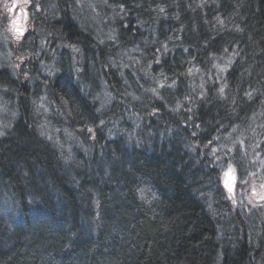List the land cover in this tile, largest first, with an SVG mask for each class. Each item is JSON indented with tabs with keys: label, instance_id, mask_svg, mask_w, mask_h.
I'll list each match as a JSON object with an SVG mask.
<instances>
[{
	"label": "trees",
	"instance_id": "16d2710c",
	"mask_svg": "<svg viewBox=\"0 0 264 264\" xmlns=\"http://www.w3.org/2000/svg\"><path fill=\"white\" fill-rule=\"evenodd\" d=\"M75 1L60 0L58 10L69 18ZM41 2L25 0L34 18ZM106 5L117 18L111 30L115 42L138 53L114 62L115 67L135 57V64L143 61L146 68L156 58L165 63L168 54L157 56L164 47L186 58L195 72L184 71L183 83L171 76L176 93L161 91L156 102L139 95L131 103L125 93L113 92L115 107L94 125L88 119L98 114V105L90 90L86 94L72 81H54L49 95L67 113V125L92 134V142L84 140L78 151L92 152L86 168L47 146L22 148V111L4 137L19 144L5 150L0 144V179L19 168L18 149L23 164L39 162L49 175L19 182L25 192L17 200L22 206H0V264H264V207L246 212L232 206L224 183L228 177L263 182L264 164L255 156L264 153V96L259 94L264 89V0L233 5L245 19L225 13L217 0H106ZM232 18L241 20L233 31L225 26ZM84 41L92 47L91 39ZM128 75L124 72L122 81L129 84ZM218 80L223 84L216 91ZM197 84L204 95L179 108L171 105L183 98L179 90L200 91ZM124 105L161 125L126 135L133 124ZM255 107L262 109L258 113ZM112 116L123 128L110 135L106 122ZM100 132L109 140L104 142ZM195 136L213 146L211 156L194 152ZM57 161L73 179L59 174L66 183L54 177L50 185ZM208 185L217 194L204 193L202 186ZM226 185L231 188L230 180Z\"/></svg>",
	"mask_w": 264,
	"mask_h": 264
},
{
	"label": "rangeland",
	"instance_id": "374dc122",
	"mask_svg": "<svg viewBox=\"0 0 264 264\" xmlns=\"http://www.w3.org/2000/svg\"><path fill=\"white\" fill-rule=\"evenodd\" d=\"M30 5L31 3H27L26 7L25 0H0V72L10 75L14 80V83L12 81L6 84L0 82V137H5L14 128V125L23 116L22 111L26 110L25 116H33L35 132L42 134V137L45 136L44 138L52 144L55 151L57 150L62 155L72 156L74 148L77 147L79 151L84 140L92 139V134L89 133L88 129L82 132L79 130L80 128L72 126V129L67 125L66 122L70 123L67 113L59 110L58 104L52 95H49L52 83L56 80L68 83L69 80L80 88L85 87L83 92L86 94L90 90L93 97L91 98L92 102L98 105V114L106 117V111L113 109L116 105L111 87L112 74L114 75V70L117 72L119 68V78L123 83L122 75L128 70L123 65L125 63L126 66L135 65L136 57L134 60L120 62L117 67H110L109 62L114 63L124 57L131 59L136 54L138 56V53L115 42L114 31L111 30L117 18L106 5V0H76L69 17L87 16L90 13L94 20L104 22L107 31L95 30L93 32L95 36L97 38L98 36L102 37L91 39L92 42H95L94 47L100 53L96 55L98 52L93 50L92 57L87 58L83 57L81 50H78V55L71 53L69 57L66 54L55 56L54 52H57V49H53L51 38L56 25L63 17V11L58 10L61 5L60 0H42L36 8L35 18L26 10ZM57 19L58 22L54 25L53 20L57 21ZM118 20L121 21L120 15ZM116 50L120 52L119 59L114 57ZM137 63L142 64L143 61H137ZM86 72L96 81L95 85L89 81ZM190 77L192 76L190 75ZM184 81L186 79L182 80L181 83ZM174 82L173 80L171 86ZM19 84L22 86L21 89H14V85ZM158 84L149 79L144 81V84L140 83L141 88L133 86L131 83L126 84L125 98L131 103L139 95L145 100L157 98L161 91L168 90ZM221 86H217L216 91H219ZM197 88L200 91L197 92L195 87L188 89L189 91L187 89L179 90L183 98L173 101L171 105L179 108L180 105L187 103L191 97L199 99L205 94V91L201 90V85L197 84ZM185 93L186 95H184ZM91 95L88 97L90 98ZM53 107L57 108L55 112H52ZM52 114H54V118ZM132 117L135 122H140L138 116ZM111 118L113 120L106 122L110 129L122 127L113 116ZM22 123L24 124V122ZM160 123L159 120L157 125H161ZM161 127L165 126L162 125ZM131 129L129 132L126 131V135L131 134L130 136H133L137 131L138 133L141 132L142 126L136 123ZM262 140L264 141V139ZM208 148L209 151L213 150V146ZM255 159H260L264 164V153L257 151ZM222 173L223 171L221 175ZM229 180L231 188L226 185ZM224 183L232 206L243 208L246 212L264 207L263 182H258L254 178L241 182L238 179L237 182H234L231 177H228ZM250 204L255 206H248Z\"/></svg>",
	"mask_w": 264,
	"mask_h": 264
},
{
	"label": "bare ground",
	"instance_id": "6f19581e",
	"mask_svg": "<svg viewBox=\"0 0 264 264\" xmlns=\"http://www.w3.org/2000/svg\"><path fill=\"white\" fill-rule=\"evenodd\" d=\"M251 2L252 0H217V4L220 6V8L225 13L230 14V15H237L243 19H245L244 16L239 12V9L233 5H243V4H248ZM166 12H168V9L166 10ZM88 14L87 16H77V17L75 16V17H69V18H66V16H63L59 20V24L56 25L55 30L52 32V38H51V41H52L51 44H52L53 49L54 50L57 49V52H54L55 56L66 54L69 57L71 53L78 55L79 53L78 50H81L83 57L85 56L87 58L92 57L93 50H96L98 52L96 55L100 53L99 50L96 47H94L95 42L91 41L92 47H90L91 45H89L88 43H85L84 40L99 39L102 36H98L97 38L93 32H95V30L96 31H101V30L107 31V30L102 20L100 21L94 20V18L91 17L92 15L90 13ZM240 22L241 20H238L237 22H235L234 18H232L229 21H227L225 26L233 31L235 27L241 24ZM136 30L137 29L134 30L133 32L134 34L137 33ZM164 54H168V58L165 61V63L162 60H158L156 58L158 63L156 61L153 65H149L147 68L146 66L145 67L142 66L143 63L142 64L136 63L134 66L130 67L127 70L129 75L127 72H125L128 75L127 78L129 80V83H131L133 86L141 88L140 83L147 81L149 79V80H153L157 84L159 83L158 85H161L162 88L171 89L176 93L173 84H172L173 87L171 86V83L174 80L172 79V77L178 78L180 81L185 80L187 77L184 78L183 76L184 71L187 70L189 72H195V70L192 69L190 65L187 63L186 58L177 57L176 51H174L173 49L167 50L164 47H160L157 53V56H161L163 58ZM114 57L118 59L120 58L119 50L115 51ZM109 65L110 67H114L115 64L110 61ZM240 74H241L240 77L244 78L245 80L246 74L244 72H241ZM112 76H113L112 78L115 80L114 86L112 88L114 94H120V95L124 94L125 89H126V84L128 83L126 82L121 83L120 79L119 80L117 79V76H114L113 74ZM2 77H4L3 80H2ZM10 81L14 83V80L12 79L10 75H6L5 73L0 72V82L1 83L6 84V83H9ZM218 82L216 83V87L223 84L221 80H220V83ZM254 83L257 84V81H254ZM21 87L22 86L20 84L14 85V89L16 90L21 89ZM259 94H261L260 96H264V89L262 90V87L259 90ZM133 101L136 102L137 99L134 98ZM229 103L230 101H228V106H230ZM124 108L128 112L125 114V118L132 119L131 123L133 125L138 123L140 126H145V125H148L150 127L158 126L156 118H153L148 115L136 113L135 111L136 108L134 109H132L131 107L129 108L128 105H124ZM257 108L258 107H255L254 111L255 112L257 111L259 113L262 108L261 107L258 109ZM24 111L26 110H23V112ZM89 116L90 118L88 119V122L90 124L88 125L97 124L99 120L102 118L101 115L96 114V113H91ZM132 116H138V119L140 120V122H135ZM22 122H24V130H26V134L24 135L25 139H23L22 148L28 149L31 146L40 145V146H47L53 151L52 144L44 138L45 136L42 137L43 136L42 134L40 133L37 134L35 132L36 127H35V122H33V116H29V115L25 116ZM121 130H122L121 128L120 129H109L110 135L120 132ZM100 137L102 138L104 142L109 140L108 137L103 132H100ZM0 139H1L0 144L2 145V148H1L2 150L6 149L5 145L10 146V148L12 149L13 147H16L19 144L15 140L6 139L4 137H0ZM88 140L92 142L93 139H88ZM201 140L202 139L198 140L196 138V142L194 143V148H195L194 152L198 156H201V158L206 157V155L211 156V154H213V151L212 150L209 151V148H208L209 144L206 142L203 143ZM87 144L90 145L92 143L87 142ZM15 152L17 153L16 157L18 158V161H19V168H15L13 169V171H10L8 174H4V176L6 177L3 176L0 179V206H22L21 204L17 202V200L19 199V197L22 195V192H23L21 188L22 183H21V186H19V182L25 178L37 177V176H38V179L44 180L49 175L46 171H44L45 166H43V164L39 162H36L37 166H35L34 163L32 165L23 164V157H24L23 152L20 151L19 149L16 150ZM91 154L92 152L89 151L88 149L84 151V153L80 154L78 153L77 147L74 148V152L72 156H69V155L66 156V154L62 155L56 150L57 157L59 158L64 157V159L70 163L75 162V160H77L78 166L80 167L82 166L83 168H86L87 165L91 164L92 162ZM52 166H51L52 167L51 171L54 174V176H52L50 180H47V182L50 185L51 184L55 185L54 183L55 179L58 180V183H63V184L66 183L63 180V178L61 179L59 174H62L64 177H66L69 180L73 179V175L69 174L66 170H64L62 167V164L59 161H57ZM259 177L264 182V176L259 174ZM202 191L204 193H212L214 195L217 194L216 191L209 185L202 186ZM82 205L83 204L81 202L78 203V206H82ZM248 206H255V205L250 204Z\"/></svg>",
	"mask_w": 264,
	"mask_h": 264
},
{
	"label": "snow or ice",
	"instance_id": "6c2138e0",
	"mask_svg": "<svg viewBox=\"0 0 264 264\" xmlns=\"http://www.w3.org/2000/svg\"><path fill=\"white\" fill-rule=\"evenodd\" d=\"M229 171H232V169H229ZM228 175V173H225V176H227Z\"/></svg>",
	"mask_w": 264,
	"mask_h": 264
}]
</instances>
